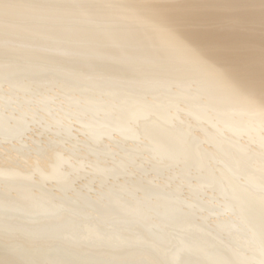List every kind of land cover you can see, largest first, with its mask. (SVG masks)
<instances>
[{"label": "bare ground", "instance_id": "obj_1", "mask_svg": "<svg viewBox=\"0 0 264 264\" xmlns=\"http://www.w3.org/2000/svg\"><path fill=\"white\" fill-rule=\"evenodd\" d=\"M0 264H264V0H0Z\"/></svg>", "mask_w": 264, "mask_h": 264}]
</instances>
